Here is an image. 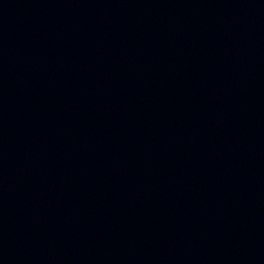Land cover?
I'll return each mask as SVG.
<instances>
[{"label": "water", "instance_id": "1", "mask_svg": "<svg viewBox=\"0 0 264 264\" xmlns=\"http://www.w3.org/2000/svg\"><path fill=\"white\" fill-rule=\"evenodd\" d=\"M0 264H264V0H0Z\"/></svg>", "mask_w": 264, "mask_h": 264}]
</instances>
